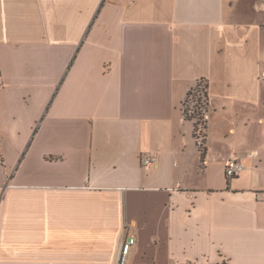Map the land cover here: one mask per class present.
I'll return each mask as SVG.
<instances>
[{"label":"crops","instance_id":"1","mask_svg":"<svg viewBox=\"0 0 264 264\" xmlns=\"http://www.w3.org/2000/svg\"><path fill=\"white\" fill-rule=\"evenodd\" d=\"M0 72V264H264V0H0Z\"/></svg>","mask_w":264,"mask_h":264},{"label":"built area","instance_id":"2","mask_svg":"<svg viewBox=\"0 0 264 264\" xmlns=\"http://www.w3.org/2000/svg\"><path fill=\"white\" fill-rule=\"evenodd\" d=\"M116 1H127V0H116ZM3 86V79H2V74L0 72V88ZM197 141L199 143V145L201 146L202 144H204L205 141V135L197 132ZM156 162V159L154 157H145L143 160L144 165H151L153 163ZM243 165L241 164V162L236 159H230L227 163H226V175L229 179H233L236 178L238 175H240V173L243 171ZM137 243V238L135 236L130 237L129 239H127L125 241V243L122 245L120 253H119V257H118V263L119 264H129L132 254H133V250L134 247L136 246Z\"/></svg>","mask_w":264,"mask_h":264},{"label":"rangeland","instance_id":"3","mask_svg":"<svg viewBox=\"0 0 264 264\" xmlns=\"http://www.w3.org/2000/svg\"><path fill=\"white\" fill-rule=\"evenodd\" d=\"M206 84L203 82L201 83L200 87H196L194 88L193 91L192 90V94L190 95L189 99L186 98L187 102L185 101L184 104H183V113H184V109L187 110L188 114L190 116H193L195 119L192 121L193 123H197L198 124V128H196L200 133L205 134V127L203 125V121H200V115H198L200 112H204V110L206 111V109L208 110V107L207 106V102H208V98L206 97L205 93H206ZM188 97V96H187ZM205 108V109H204ZM185 117V115H184ZM205 119H206V116H205ZM195 125V124H194ZM207 137V135H206ZM205 143L206 141H204V144H202L200 146V148L204 147L205 148Z\"/></svg>","mask_w":264,"mask_h":264},{"label":"trees","instance_id":"4","mask_svg":"<svg viewBox=\"0 0 264 264\" xmlns=\"http://www.w3.org/2000/svg\"><path fill=\"white\" fill-rule=\"evenodd\" d=\"M205 83L206 85V93H205V95H206V97L208 98V102H207V106L209 107L210 106V103H209V93H208V83L206 82V81H200L199 83H198V85L196 86V87H200V85H201V83ZM197 89V88H196ZM193 90V89H192ZM192 90L188 93V99H189V97H190V95L192 94ZM194 91V90H193ZM195 92V91H194ZM186 102H187V100H186ZM205 109V108H204ZM208 111H209V108H208V110L206 109V111L204 110V112L202 113V112H200L198 115H200V121H203L204 123H203V125H204V127H205V129H206V127H207V121H206V119H205V116H206V114L208 113ZM184 115H185V119L186 120H188V121H193L195 118L193 117V116H190L189 114H188V112H187V110L186 109H184ZM195 124V135L197 136V129L196 128H198V124L197 123H194ZM205 137H206V135H205ZM201 151H202V160L204 161V159H205V157H206V148H202L201 147Z\"/></svg>","mask_w":264,"mask_h":264}]
</instances>
